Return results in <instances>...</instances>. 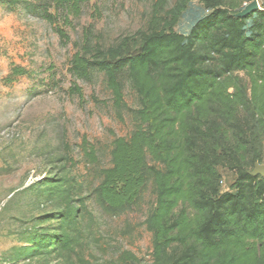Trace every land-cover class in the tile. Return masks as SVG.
<instances>
[{
    "label": "trees",
    "instance_id": "1",
    "mask_svg": "<svg viewBox=\"0 0 264 264\" xmlns=\"http://www.w3.org/2000/svg\"><path fill=\"white\" fill-rule=\"evenodd\" d=\"M193 1L169 7V0H154L145 29L109 47L88 41L73 55V77L105 74L119 117L126 106L123 77L140 99L133 132L114 137L111 165L98 170L94 198L115 216L138 206L151 188L150 264H264V177L251 174L264 163V3L237 17L253 0H199L207 13H191L190 31L178 32ZM81 2L52 0L56 13L47 6L41 15L53 24L58 12L78 15ZM131 43L135 53L127 51ZM12 73L25 74L20 66ZM72 92L81 94L76 85ZM82 150L97 163L86 139ZM220 168L236 174L228 190ZM60 194L63 209L43 216L57 227L28 239L34 249L51 246L65 264H92L83 251L85 200L63 187ZM129 263H140L130 251L115 262Z\"/></svg>",
    "mask_w": 264,
    "mask_h": 264
},
{
    "label": "rangeland",
    "instance_id": "2",
    "mask_svg": "<svg viewBox=\"0 0 264 264\" xmlns=\"http://www.w3.org/2000/svg\"><path fill=\"white\" fill-rule=\"evenodd\" d=\"M153 1L82 0L78 15L58 12L51 24L41 14L47 6L56 13L52 0H0V264H65L51 246L34 249L29 240L57 227L43 216L63 209L62 187L85 200L83 251L92 264H115L124 251L140 259L129 264L152 262L153 233L145 224L156 205L151 188L138 206L115 216L94 198L99 168L111 165L114 137H129L135 128L139 96L123 77L126 106L119 117L105 74L93 70L88 80L77 79L70 63L88 41L109 47L145 29ZM196 11L198 18L205 12L199 0L188 5L178 32L190 31ZM137 50L131 43L127 51ZM15 66L25 74H13ZM75 85L81 94L72 92ZM84 139L96 151V164L84 155ZM220 172L228 190L236 174ZM43 178L62 182L42 184Z\"/></svg>",
    "mask_w": 264,
    "mask_h": 264
},
{
    "label": "water",
    "instance_id": "3",
    "mask_svg": "<svg viewBox=\"0 0 264 264\" xmlns=\"http://www.w3.org/2000/svg\"><path fill=\"white\" fill-rule=\"evenodd\" d=\"M259 0H253L246 4L245 7L236 14L237 17H246L248 14L260 9ZM253 176H263L264 177V164H256L254 170L251 172Z\"/></svg>",
    "mask_w": 264,
    "mask_h": 264
},
{
    "label": "crops",
    "instance_id": "4",
    "mask_svg": "<svg viewBox=\"0 0 264 264\" xmlns=\"http://www.w3.org/2000/svg\"><path fill=\"white\" fill-rule=\"evenodd\" d=\"M260 7H261V5H260Z\"/></svg>",
    "mask_w": 264,
    "mask_h": 264
}]
</instances>
